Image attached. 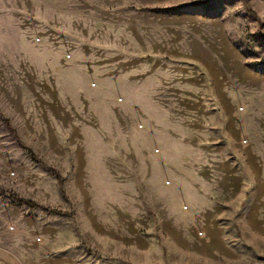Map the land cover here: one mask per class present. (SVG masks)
<instances>
[{"label":"rangeland","instance_id":"obj_1","mask_svg":"<svg viewBox=\"0 0 264 264\" xmlns=\"http://www.w3.org/2000/svg\"><path fill=\"white\" fill-rule=\"evenodd\" d=\"M3 264H264V0H0Z\"/></svg>","mask_w":264,"mask_h":264},{"label":"crops","instance_id":"obj_2","mask_svg":"<svg viewBox=\"0 0 264 264\" xmlns=\"http://www.w3.org/2000/svg\"><path fill=\"white\" fill-rule=\"evenodd\" d=\"M4 249L0 248V264H3L2 260L5 259Z\"/></svg>","mask_w":264,"mask_h":264}]
</instances>
